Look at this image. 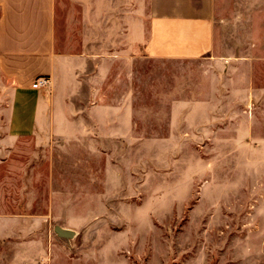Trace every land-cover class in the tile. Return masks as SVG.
<instances>
[{
	"label": "rangeland",
	"instance_id": "obj_1",
	"mask_svg": "<svg viewBox=\"0 0 264 264\" xmlns=\"http://www.w3.org/2000/svg\"><path fill=\"white\" fill-rule=\"evenodd\" d=\"M56 5L49 86L0 72V264H264V0L198 59L145 54L150 0Z\"/></svg>",
	"mask_w": 264,
	"mask_h": 264
},
{
	"label": "crops",
	"instance_id": "obj_2",
	"mask_svg": "<svg viewBox=\"0 0 264 264\" xmlns=\"http://www.w3.org/2000/svg\"><path fill=\"white\" fill-rule=\"evenodd\" d=\"M56 8V0H0V72L15 82L20 97L41 91L32 88L33 82L49 79L54 71ZM215 13L216 0H150L145 54L161 59L207 55L215 44Z\"/></svg>",
	"mask_w": 264,
	"mask_h": 264
},
{
	"label": "built area",
	"instance_id": "obj_3",
	"mask_svg": "<svg viewBox=\"0 0 264 264\" xmlns=\"http://www.w3.org/2000/svg\"><path fill=\"white\" fill-rule=\"evenodd\" d=\"M50 84V80L46 77H38L32 84V88L35 90L46 89Z\"/></svg>",
	"mask_w": 264,
	"mask_h": 264
},
{
	"label": "water",
	"instance_id": "obj_4",
	"mask_svg": "<svg viewBox=\"0 0 264 264\" xmlns=\"http://www.w3.org/2000/svg\"><path fill=\"white\" fill-rule=\"evenodd\" d=\"M58 232H59L62 236L66 237V238L72 237V232L69 231V230H67V229L59 228V229H58Z\"/></svg>",
	"mask_w": 264,
	"mask_h": 264
}]
</instances>
